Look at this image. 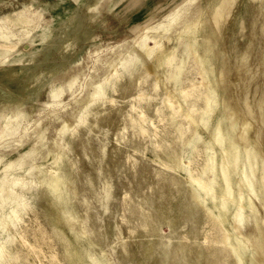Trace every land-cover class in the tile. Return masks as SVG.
I'll list each match as a JSON object with an SVG mask.
<instances>
[{
  "label": "bare ground",
  "instance_id": "1",
  "mask_svg": "<svg viewBox=\"0 0 264 264\" xmlns=\"http://www.w3.org/2000/svg\"><path fill=\"white\" fill-rule=\"evenodd\" d=\"M63 1H44L38 16L29 20L39 19L44 28L49 18L43 12L52 19L62 13ZM230 7V0H169L155 6L142 24L132 28L135 51L121 56V65L118 60L108 63L104 75L95 82V95L90 96L87 90L84 97L76 98V89H72L71 116L58 114L62 121L55 127V137L47 135L41 121L35 122L30 130L35 133L33 145L23 149L18 136L14 139L19 143L14 154L0 153V264H101L99 251L92 248L96 244L92 237L97 230H104L103 215L112 216L120 207L129 213H123L121 219L130 222L138 209L145 217L150 213L149 203L143 204L142 196L132 192L131 184L121 185L123 193L117 195L111 169H119L118 178L126 179V167L136 161L130 154L122 158L120 145L124 143V147L137 152L138 147L130 143H136V136L150 135L156 147L162 148L157 136L170 147L171 141L162 136L167 133L174 140L190 144L186 149L173 146L167 158L157 160L161 171L170 176V190L186 193L175 211L170 205L178 223L171 226V243L154 255L153 263L187 264L182 258L184 253L197 251L202 242L221 264L232 257L229 249L234 252L232 264H245L247 251L251 254L250 264H264V155L261 167L259 162L253 167L250 159L255 142L264 152V76L259 83L258 71L250 59L254 52L251 44L215 46L212 37L217 41L220 32L217 28L206 29L210 18L223 24ZM75 15L68 18L73 20ZM22 29L24 36H31L32 28ZM2 32L10 39L17 37V32ZM15 48L16 44L8 45L9 54ZM99 53L92 55L93 63L101 59ZM262 61L264 68V51ZM233 67L239 77L237 82L248 80L240 92H251L250 96L259 98L250 100L252 113L245 119L241 120L240 109L232 110L229 131L221 124L224 111L218 108L220 99L236 83L230 76ZM76 79L73 76L70 80L71 87ZM258 85L263 86L262 93ZM44 104L50 107L52 102ZM21 105L20 100L9 102L0 140L30 132L27 125L20 124L30 108L22 111ZM212 118L218 121L213 134L209 130ZM112 128L119 146L109 149L106 134ZM90 134L100 141L98 152L92 148ZM44 139L45 143L38 144ZM76 146L80 147L78 153H74ZM143 147L147 148L146 141ZM81 157L94 163L97 172L107 171L102 211L93 207L79 185L85 176ZM93 175L85 177L95 190L99 187L98 176ZM173 197L172 191L170 198ZM91 210L96 223L91 222ZM28 211L33 213L30 221L24 219ZM179 215H192L189 231L184 227L185 219L179 221ZM111 220V226H118L114 216ZM242 220L247 221V233L254 235L256 246L252 240L251 244L232 248L227 243L231 236L228 224L238 229ZM84 234L89 247L81 246L80 235ZM187 240H193L195 246L186 249L183 242ZM220 251L224 252L222 257L218 256ZM200 257L205 259L204 254Z\"/></svg>",
  "mask_w": 264,
  "mask_h": 264
},
{
  "label": "rangeland",
  "instance_id": "2",
  "mask_svg": "<svg viewBox=\"0 0 264 264\" xmlns=\"http://www.w3.org/2000/svg\"><path fill=\"white\" fill-rule=\"evenodd\" d=\"M44 1L47 0H0V33L1 31L8 32L9 30L17 32L18 27L22 29L23 27L32 28L33 26H35L36 21H38L39 19L29 20V17L38 16L40 12L39 8L42 7ZM248 8L249 12L246 16L248 17L247 24L249 30L247 32V35L248 37L252 36V39L254 40H252V42H254L255 45L253 46L254 52L250 59L251 62H253V64L255 65L254 69L258 71L257 74H259V78L257 80L259 81V83H261V80L263 79L262 74L264 73L262 61V54L264 51V31L261 27V23H263L264 17L258 10L259 7L257 6V3L250 2ZM256 10H258L259 12L256 13ZM43 15H46V17H48L47 12H43ZM252 19L255 21L254 25H252ZM256 25L258 26L257 31L256 29H254ZM117 26H120L118 24V20L111 13H108L105 25L103 27L95 29L96 40H99L101 45L99 48V52L102 53L101 59L97 63H93L92 58L88 55V50H86L83 60H74L72 66L75 71H84L85 73H90L87 77L82 75L78 77L77 75H75L77 76V79L75 80L73 87H71V91L68 89L65 92L57 93L55 100L52 101V105L46 108L43 107V105H45L44 102L47 99L45 88H42L39 91L37 97L29 98L25 101V105L30 106L36 99L35 101L38 102L40 106H42H38L33 112H31L28 119L26 120L29 122L27 124V126L29 127V131L32 130V128L35 126V122L37 123L39 121H44L46 125L43 126L46 127L47 135L52 136L54 128L62 121V119L59 120L58 116L62 115L68 118L71 116V112L74 107V99L71 96L72 89H76V98L84 97L87 90L89 91L90 96H94L95 90L97 89V87L95 86V82L97 81V79H99L100 75L105 72L108 63L111 60H118L121 56L127 57L130 53H133L135 51L136 44L134 43L133 32L121 31V33L117 34L115 37L112 34V29L116 28ZM245 43V40H240L239 42L241 46H244ZM111 46L113 47V50H110ZM56 59L60 58L56 57ZM119 62L121 65V61ZM98 68H101V70H103L104 72L99 71L100 74L98 75ZM230 76L234 80V82L237 83H234L230 87L231 94L232 96H238V94L241 93L240 89L243 88L248 80H245L246 82L244 80H240L239 82H237V79H239V77H237V70L234 67L231 70ZM247 78L251 79V76L248 75ZM228 80L229 77L226 78V81ZM255 81L256 79L252 80V83L254 84H252L251 86L252 90H254L256 83ZM258 88L260 90L262 89L260 85H258ZM260 93H262V91H260ZM258 98L259 97H254L253 95H251L252 100ZM246 100H243L242 108L240 109L244 113V115L247 111H250V109H248L249 106H247V108H243L244 105H248ZM62 104L65 105L61 106ZM228 106L233 107L231 106V103L229 104V102ZM52 109H56L57 111H52ZM217 122L218 121L216 120V118H212V122L209 127L211 134L215 132ZM231 122L232 121L230 120V114L227 113L225 120L222 121L221 124L227 127V130L230 131L232 127ZM150 129L152 128L150 127ZM55 133L57 135L56 130ZM113 135L114 129L112 128L106 134L107 138L109 139V142L107 144V147L109 149L115 146H119V144L115 142ZM18 136H20L19 133H16L5 140V142L3 143V146H6V148H4V151L11 152L12 154L15 153L14 150L19 143L14 139H16V137ZM162 136L171 141L170 147L167 142L161 139L160 136H157V140L162 144V148L160 149L156 147L154 142L155 138L150 135H141L140 138L139 136H136V143H130L131 145L138 147L140 151L133 152L131 148L124 147V143L120 145V156L124 158L125 155L130 154L132 155V157L136 158V161L135 165L126 167L127 169L124 174H126L127 180L123 177L118 178V176L121 174V172H119V169H111L112 174L114 175L116 180V186L118 188L117 195L119 197V195L123 193V189L120 188L121 185L128 186V184H131L130 187L132 188V192L140 193V195L142 196L141 201L143 202V204L147 205V202L149 203L150 213L148 217H145L143 211L141 209H138L136 210L137 213L135 214L134 220H130V222H125L121 219L123 213H126L127 216H129V213L127 211L124 212L120 207H118L116 213L112 214V216L108 213H105L103 215L104 230H97L95 233L96 235L92 237L96 242L94 246L92 245V248L95 247V249L99 251L101 264H155L153 263L154 255L158 252H163L165 247H167L171 243V226L177 224L178 222L176 221V217L174 216L175 214L173 215L170 212V205L172 204V211H175L178 204H181V200L185 198L186 190L179 194L175 191L174 188L172 190L174 193V197L170 198L172 193L169 188L170 176L161 171L162 168L158 164L157 160H159L160 158H167L168 154L172 152L173 146H176L177 149L180 148L179 146H181L182 149H186L189 148L190 144L189 142L183 144L182 140L180 139L174 140V136L169 135L168 133L162 134ZM89 137H91L92 140V148L95 152H98L100 141L92 134H90ZM46 140L47 139L41 140V142H39L38 144L42 145L46 142ZM138 141L140 143H138ZM144 141H146L147 145V148L145 149L143 147ZM241 142L246 143L243 139L241 140ZM33 143L34 141L28 142L27 144H25L24 148H29L31 145H33ZM79 151L80 147L76 146L74 153H78ZM263 155L264 152L262 151L258 143L255 142L254 145H252V152L250 156L251 164L253 165V167H256L257 162H259L258 164L261 167ZM184 160L186 163H190L186 157H184ZM80 164L84 170L85 176H87L89 173L94 174L93 176H98V180H96V183L99 186L98 189L92 190V188L90 187V183L86 180L85 176L83 182L80 181L79 185L88 196L89 202L93 203V207H95V209L97 210L102 211L104 207L102 203L104 201L103 198L105 187L103 178L105 175H107V171L105 172V170L103 169L97 172L95 170L94 163H88L85 158L82 157ZM183 183H185V181H183ZM80 201H82V199H80ZM91 212V222L96 223V218L93 214L94 211L91 210ZM232 214L233 211L229 216L231 217ZM32 216L33 213L31 211H28L26 214H24V219L26 221H30V218H32ZM113 216L114 220L117 221L118 226H111V219ZM184 219V227L187 231H189L191 227L192 215L185 216L183 218L181 216L179 217V221ZM39 220L42 222L44 221L42 216L39 217ZM239 226L240 227L236 229L235 227L228 224V229L231 230V236L229 237L227 243L232 248H235L241 243L251 244V241L253 240V246H256L254 235L247 233V226H249L247 221L242 220V223H240ZM129 227L134 228V230H129ZM117 230H120L121 233L118 234ZM80 238L82 239L81 246L89 247L87 234L80 235ZM113 240L116 241L113 243ZM183 243L186 249L195 246L193 240H187ZM196 248L197 251L192 250L186 251L184 253L182 258L187 262V264H221L209 254V249L202 242H199L198 247ZM209 248L212 249V245H209ZM229 250L232 253V257H229L230 259H228L224 264H232V261L234 259L233 250ZM223 253L220 251V253H218V256L222 257ZM203 254L205 256V259H202L200 257ZM250 262L251 254L249 251H247V253L245 254V264H250Z\"/></svg>",
  "mask_w": 264,
  "mask_h": 264
},
{
  "label": "crops",
  "instance_id": "3",
  "mask_svg": "<svg viewBox=\"0 0 264 264\" xmlns=\"http://www.w3.org/2000/svg\"><path fill=\"white\" fill-rule=\"evenodd\" d=\"M167 2L169 0H64L62 6H60L63 9L62 13L52 16L53 20L48 16L49 22H46L44 28L40 27L43 22L36 21V25L32 27L30 37L24 36V31L19 27L16 38L10 39L1 31L0 130L9 115V102L20 100L22 103L20 110L22 111L30 108L28 114L20 119L21 125H27L29 122L26 120L30 113L38 106L42 107L35 101L36 99L30 106H26L25 101L27 99L37 97L39 91L45 88L47 97L45 102H52L55 100L53 94L65 92L68 89L71 91L70 80L73 76H89L90 72L75 71L72 63L74 60H83L86 50H88V55L91 58L97 50L99 51L101 45L100 41L96 40L95 29L105 25L108 13H111L120 25L112 29V34L116 37L121 31L131 32L134 26L142 24L148 18L155 6ZM250 2L257 3L258 10L264 17V0H230L231 7L225 14L223 24L210 18L211 20L208 22L206 29L217 28L221 34L217 41L212 37L215 46L217 44L230 45L232 48L233 45H239L240 40H245L246 43L255 46L252 42V36L248 37L247 35L249 28L246 15L249 12ZM258 10L255 12L258 13ZM70 14H76V18L70 20L71 18H68ZM45 18H47L46 15ZM254 22L253 20L252 25H254ZM261 27L264 31V21L261 23ZM254 29L257 31L258 26L256 25ZM209 33L211 34L210 31ZM249 38H251V41L246 40ZM13 44H16V48L12 54H9L8 45ZM25 44H28L27 48L23 47ZM56 57L60 59H56ZM97 71L98 75L100 74L99 71L104 72L101 68H98ZM104 73L100 75L99 79ZM262 75L264 76V73ZM260 87L263 86L260 85ZM259 91H262V89ZM244 99H247L248 105H244L243 108H247L251 100L249 93L244 92L238 94V96H232L230 89L227 96L220 99L218 109L224 111V113L222 111L223 119L225 120L227 113H229L230 120L233 122L232 110L241 109ZM228 102L233 107H229ZM43 107L45 106L43 105ZM240 113L242 120L252 111L250 109L244 115L240 110ZM41 123L46 125L44 121H41ZM52 136H56L55 128ZM19 139L22 148L25 149V144L35 140V133L32 131L21 132ZM4 142V139L0 140V153L6 148V146H3Z\"/></svg>",
  "mask_w": 264,
  "mask_h": 264
}]
</instances>
